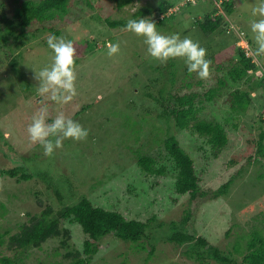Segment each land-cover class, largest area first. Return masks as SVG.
Wrapping results in <instances>:
<instances>
[{
  "label": "rangeland",
  "instance_id": "374dc122",
  "mask_svg": "<svg viewBox=\"0 0 264 264\" xmlns=\"http://www.w3.org/2000/svg\"><path fill=\"white\" fill-rule=\"evenodd\" d=\"M23 1L0 0V35L4 28L1 18L12 17L13 10ZM159 1L130 0L125 6L117 7V1L112 3L111 0H68L62 18L32 23L20 41L12 37L6 42L0 41V169L21 166L30 174L40 172L46 177L42 179L37 175L22 180L19 173L0 179V204L4 206L0 207V234L4 235L0 256H6L14 264H70L75 260L73 257H81L83 232L78 225L67 221L60 225L61 235L40 247L22 248L10 238L19 235L20 227L28 223L31 216L40 214L45 206L57 212L78 202L82 196L96 206L131 215L144 223H150L148 220L157 216L138 244L112 237L103 239L102 244L107 247L100 250L90 264H246L243 258L249 253L248 242L254 235L264 241V158L258 157L252 164L242 158L232 166L224 165L220 171L214 170V164L202 184L208 197L196 205L190 204L188 195L181 197L175 206L165 200L153 202L155 187L149 185L145 186L147 190L152 188L146 193L148 197L133 196L135 199L127 195L124 178L129 176L128 172L136 171L131 167L135 162L130 163L127 158L137 149L142 154L157 155L162 149V140L168 135H175L200 165L196 152L198 141L179 132L172 121L168 126L158 119L160 105L144 94L157 96L160 89L169 95L190 94L194 90L204 92L214 87L218 77L226 75L224 71L229 62L226 58H236L233 46L237 48L250 42L249 48H255L250 21L259 18L252 15L259 0H183L166 15L158 13ZM226 5L233 9L231 15ZM141 7L153 12L147 18L155 21L159 33L179 34L182 39L188 37L198 42L206 49L208 60L218 56L211 61L207 84L204 85L196 73L188 72L183 58L161 64L148 56L142 37L126 28L112 29L105 21H128ZM211 16H220L221 23L218 30L205 35L196 22H204L205 17ZM55 32L76 43L82 51L75 66L77 95L69 103L59 105L39 96L38 82L33 79L34 72L52 62L47 37ZM109 42L120 44L117 54H107ZM14 59L18 61L15 67L18 71L11 65ZM254 61L258 66L264 65V57H254ZM220 64L223 71L217 72ZM154 67L159 68L156 71L159 80H151ZM248 78L238 86L241 91L263 79L257 71L249 73ZM198 81L202 82L200 87L194 84ZM186 83H192L191 87L186 88ZM261 89L251 93V104L238 121L241 127L232 131L231 145L222 153L220 161L242 153L243 141L249 137L257 141L260 131L264 133V124L259 122L264 108ZM166 94L167 100L170 99ZM42 102L51 104L53 117L62 112L78 121L88 130L87 138L83 141L65 139L61 148L45 156L43 147L32 144L26 131ZM211 104L206 103L201 116L209 117L211 113L221 116V110L227 108H211ZM135 122L137 125L133 127ZM231 178L226 195L210 197ZM155 181L156 178H152L149 184ZM55 190H59L60 199ZM188 212H192L188 223L181 225ZM172 222L176 223V231L192 234L195 240L203 238L228 262L197 258L195 253L188 252L186 245L168 243Z\"/></svg>",
  "mask_w": 264,
  "mask_h": 264
},
{
  "label": "trees",
  "instance_id": "16d2710c",
  "mask_svg": "<svg viewBox=\"0 0 264 264\" xmlns=\"http://www.w3.org/2000/svg\"><path fill=\"white\" fill-rule=\"evenodd\" d=\"M111 1L112 3L117 1V7H123L130 2V0ZM181 1L183 0H172L171 2L160 0L157 11L161 15H166ZM67 4L68 0H40L38 2L24 0L19 7L13 10L12 17L6 18L3 16L1 18L4 28L0 35V41L6 42L9 37H12L16 42L20 41L24 38L27 28L32 23L49 22L56 18H62L66 14ZM230 6L226 9L228 15L233 12ZM152 13L150 8L141 7L132 15L131 19L138 20L140 17H149ZM105 21L108 27L112 29L126 28L127 24L125 20L109 21L106 19ZM220 23V16H211L209 18L205 17L204 22H196V25L203 34L208 35L218 30ZM55 35H59V32H55ZM85 44H88V42L86 41ZM250 44L248 42V45ZM73 45L76 48L75 66H77L78 58L82 57V51L76 43ZM232 51L236 54V58H226L229 61L228 68L224 71L226 75L218 77L214 87L208 88L204 92L194 90L189 92L190 94L169 95L163 89H160L157 96L152 93L144 94L146 98L160 105L161 112L156 116L158 119H162L168 126L172 121L179 132L187 135L190 140L198 141L196 152L200 156V165L195 162L193 156L185 151L182 143L175 135H168L165 140H162V149L157 155L142 154L137 149L132 151L131 158H127L128 162H135L131 167L136 169L135 172H128L129 176L124 178L125 181L123 180L126 183L128 196L131 195V198L140 197L139 195L148 197L149 195L146 193L152 188L147 190L145 186L149 185L155 187L152 192L153 202L165 200L170 205L175 206L181 197L188 195L190 204L196 205L208 197L207 192L202 190V184L204 176L207 177L211 173L210 170L214 164V170L220 171V168L224 165L232 166L242 158L246 159L247 164H252L254 161L264 158V146H262L264 133L260 131L257 141L251 137L243 141L245 150L242 153L232 154L226 161L219 160L225 149L231 145V135L238 127H241L238 121H240L242 113L251 104V93H256L259 88H262L264 97L263 63L258 66L253 58H247L245 51L240 46H237V48L233 46ZM217 57L211 58L210 61L217 59ZM11 65L14 66L13 69L17 70L15 68L18 66L17 59L12 60ZM153 69L155 74H153L154 77L151 80H159L160 77L156 74L159 68L154 67ZM216 71H223L222 64L216 67ZM256 71L263 79L259 80L257 84L248 85L245 90L241 91L238 86L241 82L247 80L249 73ZM21 76L23 80L24 75ZM170 76H174V74H170ZM208 79H202L204 85L208 83ZM192 83H186L184 86L190 88ZM194 84L196 87H200L202 82L198 81ZM164 94L170 96V99L167 100ZM219 99L222 101L219 102ZM208 102L212 103L211 108L220 110L222 107L227 108L221 110V116L211 113V116L203 117L201 112L206 109V103ZM48 122L50 123L51 120ZM259 122L262 125L264 124L262 117H260ZM136 125L137 122L133 124V127ZM241 129L244 132L243 128ZM19 130L22 131L20 127ZM3 143L6 145V142L3 141ZM19 173L22 180H30L37 175L42 179H46L44 174H40V172L36 175L30 174L21 166L0 169V179L5 176L14 177ZM152 178H156V181L150 185ZM231 182L232 178L209 196L216 198L226 195ZM55 194L60 199L59 190H55ZM0 207L4 208L3 204H0ZM191 215L192 212L186 213L181 225L187 224ZM156 217V215H153L148 220L150 223H144L141 220L132 218L131 215L125 216V213L122 214L118 211L96 206L90 199L82 196L78 202L64 206L57 212H54L49 206H45L40 214L31 216L30 221L20 227V234L16 237L12 236L10 241L14 242L15 240L22 248L40 247L45 241L61 235L60 225L67 221L70 225H78L84 235L83 255L73 257L75 260L70 264H90L92 258L100 250L107 247L102 244L103 239L112 237L124 243L138 244L146 237V230L149 229ZM171 228L172 232L166 239L168 243H174L177 246L186 245L188 252L195 253L197 258H213L220 262H228L225 257L220 256V252L216 248L208 246L203 238L198 237L195 240L192 234L182 230L176 231L177 226L174 222H172ZM3 236V234H0V245L3 243ZM193 240L195 242L191 244ZM206 246L207 248H205ZM247 246L249 253L243 258V262L246 264H264V241L260 236L254 235ZM0 264H14V261L6 256H0Z\"/></svg>",
  "mask_w": 264,
  "mask_h": 264
},
{
  "label": "clouds",
  "instance_id": "9594fccd",
  "mask_svg": "<svg viewBox=\"0 0 264 264\" xmlns=\"http://www.w3.org/2000/svg\"><path fill=\"white\" fill-rule=\"evenodd\" d=\"M252 15L259 18L250 21L255 48L250 47L249 54L264 57V0H259L252 9ZM126 31L142 37L148 56L161 64L167 63L169 59L183 58L189 73H196L200 79L210 76L211 61L206 59L207 51L198 42L188 37L182 39L179 34L163 35L156 30L155 21L147 17L129 19ZM47 46L53 53L52 62L50 66L34 72L33 79L38 82L37 94L47 97L51 104H67L77 95L76 48L71 40L55 34L48 35ZM107 49V54L112 56L120 51V44L109 42ZM51 104L42 102L26 129L30 142L41 145L45 156H51L56 149L61 148L65 139L83 141L89 134L78 121L66 117L62 112L53 117ZM262 111L264 120V108Z\"/></svg>",
  "mask_w": 264,
  "mask_h": 264
},
{
  "label": "built area",
  "instance_id": "2783aa9c",
  "mask_svg": "<svg viewBox=\"0 0 264 264\" xmlns=\"http://www.w3.org/2000/svg\"><path fill=\"white\" fill-rule=\"evenodd\" d=\"M241 48L245 51V54H246L247 58L251 57V58L254 59V57L249 54V47L247 45L241 46Z\"/></svg>",
  "mask_w": 264,
  "mask_h": 264
}]
</instances>
